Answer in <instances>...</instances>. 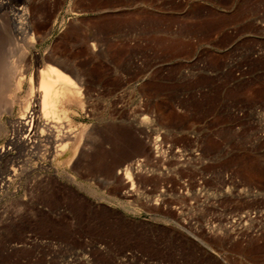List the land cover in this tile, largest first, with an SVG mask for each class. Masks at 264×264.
I'll return each instance as SVG.
<instances>
[{
    "label": "rangeland",
    "instance_id": "obj_1",
    "mask_svg": "<svg viewBox=\"0 0 264 264\" xmlns=\"http://www.w3.org/2000/svg\"><path fill=\"white\" fill-rule=\"evenodd\" d=\"M0 127V264H264V0H0Z\"/></svg>",
    "mask_w": 264,
    "mask_h": 264
},
{
    "label": "bare ground",
    "instance_id": "obj_2",
    "mask_svg": "<svg viewBox=\"0 0 264 264\" xmlns=\"http://www.w3.org/2000/svg\"><path fill=\"white\" fill-rule=\"evenodd\" d=\"M12 18L15 21L16 32L17 33H23L25 23L22 21V17H19L16 15V16H13ZM39 72H40V77L38 78L39 81L37 82L38 83L37 86H35L32 76L30 77V80L28 81L29 82V91H28L27 95L25 96V98L21 101V103H19L22 105V109H21L22 113L20 112L19 117L11 120L13 123V127H16V128L20 127L23 130L26 129V132L28 129H30L31 132H33L32 130L34 129V125H36V127H39V126L42 127V125H44V124L46 125V124H50V123L52 124V122H55V123L60 122L61 119H64L65 121L69 122L68 119L66 118V116H64V115L61 117L56 116L57 115L56 110L60 106H66L65 104H67V103L81 104V102L83 101L80 97L81 86H79L77 81L75 79H73L68 73H65L61 69H59L55 66H50V65H47L45 67L40 68ZM22 82H23L22 80H19L16 82V84L14 86H16L17 89H20L22 86ZM9 99H11V98H9ZM6 101H7V103L3 107L6 110L9 109V111H11V109L13 108V104L15 102L13 100L9 101L8 99ZM81 106H82V104H81ZM64 120H62V121L64 122ZM66 124L68 125L69 123H66ZM68 126H70V124ZM69 128L70 127H67V129H69ZM0 129H1V127H0ZM83 129L85 130L86 128H83ZM83 129L81 130V133L83 132ZM1 130H0V132H1ZM2 131H4V129ZM37 132H38V130L35 131V133H37ZM65 132L67 133V131H65ZM14 133H15V131H14ZM14 133H13V136L9 140H7L8 142L0 147V154L7 152V150H9V145H15L16 144L15 141L18 139L17 138L18 136L15 135ZM24 133H22L19 136V137L23 138L25 141L23 144L24 147L28 146L27 142H29V144H30V141L35 142V139H36V137H34L35 133L33 135L29 134V133H27L28 135H26ZM81 133L78 134L76 137H73V136H71V132L68 131V133L64 139L67 142L65 141V144L62 142L61 143L64 145L70 146L72 149L76 150V153H77L79 147L81 146L80 143L82 142ZM1 134H3V133L1 132ZM63 135H64V133H63ZM72 135H74V133H72ZM62 141H63V139H62ZM37 142H39V141H37ZM35 143H33V144H35ZM31 145H30V147H31ZM64 145H62V147H61L62 149L66 148V147H63ZM61 148H59V149L62 150ZM63 151H64V149H63Z\"/></svg>",
    "mask_w": 264,
    "mask_h": 264
}]
</instances>
